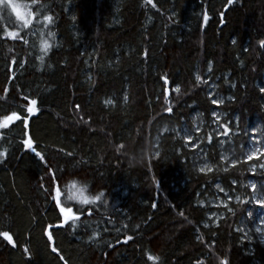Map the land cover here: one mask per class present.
<instances>
[{"label":"trees","instance_id":"trees-1","mask_svg":"<svg viewBox=\"0 0 264 264\" xmlns=\"http://www.w3.org/2000/svg\"><path fill=\"white\" fill-rule=\"evenodd\" d=\"M13 2L33 15L21 27L0 5V115H25L23 97L38 111L0 129V232L13 239L0 236V264H264L251 187L264 193V154L246 157L253 129L264 141V0ZM81 189L103 195L70 199Z\"/></svg>","mask_w":264,"mask_h":264},{"label":"snow or ice","instance_id":"snow-or-ice-1","mask_svg":"<svg viewBox=\"0 0 264 264\" xmlns=\"http://www.w3.org/2000/svg\"><path fill=\"white\" fill-rule=\"evenodd\" d=\"M35 2H36V0H33V3H35ZM146 3L147 4H151L152 7H156V5L153 3V0H146ZM232 3H233V0H227V5H225V7H227L228 5H231ZM0 5L4 6L6 8H10L11 11L13 13H15L16 19L18 21H22L23 22L21 27H27L32 22L31 17H32L33 14L31 12H28L27 16H26L21 11V8L27 9L28 5H26V4L25 5H21V4H18V3H14L13 0H0ZM42 19H43V21L45 23V26H47V24L52 21V17L49 16V15H44L42 17ZM204 19L205 20L208 19L207 14H205ZM36 22L40 23L39 20H37ZM47 35L49 37H53L54 38V34L51 31H49L47 33ZM4 36L5 37H10V38H18L19 34L16 31L5 30ZM25 43H27V41H25ZM259 44H260L261 47H264V40H260ZM49 47H50L49 42L46 39L43 38V30H41L40 49H41L42 55L37 57L38 59L41 60V62H43V57H44V55L47 54V49ZM9 50H11V49H9ZM209 68H211V65H209ZM162 79L164 80V82L166 84L168 83L167 77H162ZM195 80H196L197 83H201V82L206 83L207 82V81H202L200 75H196L195 76ZM179 90H180L179 85H177L176 88H175V91L179 92ZM4 91L7 92V89H5ZM260 91L262 93H264V87H261ZM164 97H165V102H167V99H168V90H167V88L164 89ZM209 98L211 99V103L214 106H218L220 103H222V101H220V100L213 99L211 92L209 93ZM23 99L28 101L27 106H26V110H25L26 114L21 116L17 111L13 110V111L10 112V114L0 115V129L8 128L15 121H22L25 127L28 126L29 117L32 116L34 113H36L38 111V108L36 107L38 101L36 99H29L28 97H23ZM125 99H127V97H125ZM106 103H111V101H106ZM76 108L78 109L79 106L77 105ZM166 111L171 112V108L166 109ZM211 115L215 118V120H219L220 119V116H218L216 112H212ZM196 131H199V129H196ZM224 132L226 134L227 133V129H224ZM253 133H255V129H253ZM0 135H2V133H0ZM185 138H186V140H189V141L191 140V136L188 134L187 130H185ZM253 139L254 140L256 139L255 135L253 136ZM209 142H211V141L209 140ZM23 144H24L25 148L31 149L33 152H35L36 156H38L42 161L45 160V157L40 152H37L36 149L33 147V141L31 139H25L23 141ZM193 147H195V145H193ZM6 151H7L6 149L0 150V157L5 156L6 155ZM61 151H63V150L61 149ZM258 153L264 154V147L253 148L251 150L250 155H248L247 159L251 160ZM67 154L71 155V153H67ZM222 158L223 159H227V156H224ZM233 163H235V161H233ZM261 167H264V165H261ZM201 171H204V169L202 168ZM208 171H211L210 167L208 168ZM49 173H50L51 180L53 181V184L55 185L53 187V189H52V192L50 194L52 195V199L54 200V202L56 204V207L59 209L60 215L63 216V222L72 221L73 226H75L76 220L79 217L76 214H74L72 207H65V206H63L61 204V200H60L61 191H60L59 186L56 185V177H55V174H54V172H53V170L51 168H49ZM233 183H235V181H233ZM251 187L253 189V197L256 199V202L264 205V193H260L259 196L257 197L256 196V186L252 185ZM79 191H80V193L83 194V189H81ZM102 195H103V193H100L99 195L91 196V197H87V196L83 195V199H78L77 196H74V197H70V199L79 200L82 204L87 205V204H94L97 200H100ZM237 200L239 201L240 198L237 197ZM103 203L107 204L108 201L105 200V201H103ZM241 203H244V201H241ZM153 207H155V204H153ZM229 211H231V209H229ZM89 215H91V212H89ZM181 215H183V213H181ZM261 223H264V218L261 219ZM205 227H207V225H205ZM255 231L260 234L261 240H262V242H264V231H262V229L259 226L256 227ZM45 234L47 235L48 240L52 241L53 237H52L51 233H49L47 231V229H45ZM97 235H98V233L93 231L92 236H90L89 239L91 240L94 237H96ZM0 236H2L9 243H13L12 236L9 234L8 231L0 232ZM130 239H132L131 236L125 237V242L127 240H130ZM117 242L119 243V241H117ZM109 247H111V245H109ZM24 251H25V253H27L28 249L25 248ZM52 251L53 252H57V249L55 247H53ZM60 259L63 260V257L61 256ZM148 259L151 260V261H156L159 258L149 254L148 255ZM198 264H199V262H198ZM220 264H226V262L221 260Z\"/></svg>","mask_w":264,"mask_h":264},{"label":"rangeland","instance_id":"rangeland-1","mask_svg":"<svg viewBox=\"0 0 264 264\" xmlns=\"http://www.w3.org/2000/svg\"><path fill=\"white\" fill-rule=\"evenodd\" d=\"M22 13H24L23 11H22ZM20 22H22V21H20ZM252 133H253V131H252ZM255 133H256V135H255V137H256V139L254 140L253 139V136L251 137V140H250V143H249V146L247 147V149H246V157H248V155H250V153H251V150L253 149V148H256V147H264V141H263V139H262V137H261V135H260V130H257V129H255ZM260 153H258L256 156H258ZM255 199V198H254ZM255 202H256V200H255ZM257 203V202H256ZM259 206H262V204H260V203H257ZM262 218H264V213H263V211L262 210H259V215H258V217H257V223L258 224H262V225H257V226H259L261 229H262V231H264V227H262V226H264L263 225V223H261V219ZM259 236V238L261 239V237H260V234L258 235ZM264 243V242H263Z\"/></svg>","mask_w":264,"mask_h":264},{"label":"clouds","instance_id":"clouds-1","mask_svg":"<svg viewBox=\"0 0 264 264\" xmlns=\"http://www.w3.org/2000/svg\"><path fill=\"white\" fill-rule=\"evenodd\" d=\"M77 197H78V199H83V194L79 193Z\"/></svg>","mask_w":264,"mask_h":264},{"label":"water","instance_id":"water-1","mask_svg":"<svg viewBox=\"0 0 264 264\" xmlns=\"http://www.w3.org/2000/svg\"><path fill=\"white\" fill-rule=\"evenodd\" d=\"M169 92V91H168ZM16 122V121H15Z\"/></svg>","mask_w":264,"mask_h":264}]
</instances>
